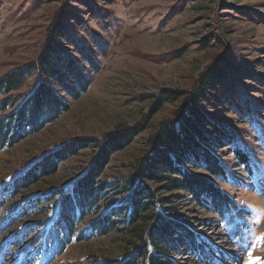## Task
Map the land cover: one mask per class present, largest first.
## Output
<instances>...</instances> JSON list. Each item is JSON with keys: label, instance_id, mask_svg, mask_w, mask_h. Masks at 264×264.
<instances>
[{"label": "rangeland", "instance_id": "1", "mask_svg": "<svg viewBox=\"0 0 264 264\" xmlns=\"http://www.w3.org/2000/svg\"><path fill=\"white\" fill-rule=\"evenodd\" d=\"M62 3L68 8L66 24L84 35L91 30L101 41L103 52L85 35L101 70L80 98L65 96L70 108L56 120L0 150V264H102L126 255L129 245L121 232L93 236L89 229L64 250L53 251L43 228L55 201L46 199L28 211L23 208L30 196L69 183L94 150L69 158L28 193L12 194L7 186L63 142L135 124L148 112L150 96L162 88L191 87L212 56L222 51L219 37L225 39V53L237 65L242 92L226 94L218 87L205 106L209 118L230 127L227 135L234 133L249 155L246 166L236 158L233 142H218L227 179L216 182L243 212L221 218L188 194L174 199L178 208L173 217L190 226L200 244L193 248L179 244L171 256L174 264H264V212L254 210L264 206V0H0V77L36 58ZM34 80L31 76L12 94V104L0 110V117L12 111L14 99L26 94ZM178 105L166 102L152 125L171 117ZM150 130L112 157L106 177L128 171L145 151ZM193 170L207 175L197 166ZM176 193L183 194L172 192Z\"/></svg>", "mask_w": 264, "mask_h": 264}, {"label": "trees", "instance_id": "2", "mask_svg": "<svg viewBox=\"0 0 264 264\" xmlns=\"http://www.w3.org/2000/svg\"><path fill=\"white\" fill-rule=\"evenodd\" d=\"M67 14V5L62 3L47 27L36 58L0 77L1 111L12 104L14 92L31 76L35 79L26 94L14 99L12 111L0 117V150L56 120L70 108L65 96L80 98L101 70L85 35L103 52L101 41L91 30L84 35L72 29L65 22ZM216 29L220 34L221 27L217 25ZM219 40L222 51L212 56L191 87L162 88L150 96L153 99L148 112L135 124H120L102 136L63 142L27 166L7 186L12 194L28 193L56 174L69 158L83 150H94L91 160L69 183L30 196L23 207L28 211L46 199L55 201L48 226L43 228L51 237L53 251L64 250L74 239L83 238L86 229L93 236L119 231L129 251L122 258L105 259L102 264H174L171 251L179 244L189 248L200 244L198 234L173 217L178 208L174 199L188 194L221 218L234 212L242 214L243 208L216 182L227 179L218 142H233L236 158L246 166L250 165L249 155L236 142L234 133L227 135L226 128L230 127L209 118L205 106L218 87L226 94L242 92L237 65L225 53V39ZM169 101L179 102L172 116L152 125L154 115ZM149 127L145 151L128 171L113 179L106 177L112 157ZM194 166L207 175L193 170ZM173 191L183 194L173 195Z\"/></svg>", "mask_w": 264, "mask_h": 264}, {"label": "clouds", "instance_id": "3", "mask_svg": "<svg viewBox=\"0 0 264 264\" xmlns=\"http://www.w3.org/2000/svg\"><path fill=\"white\" fill-rule=\"evenodd\" d=\"M254 210L258 212H264V206H254ZM259 222V221H257ZM264 226V225H262Z\"/></svg>", "mask_w": 264, "mask_h": 264}, {"label": "snow or ice", "instance_id": "4", "mask_svg": "<svg viewBox=\"0 0 264 264\" xmlns=\"http://www.w3.org/2000/svg\"><path fill=\"white\" fill-rule=\"evenodd\" d=\"M249 255H251V254H249ZM249 264H251V261L249 262Z\"/></svg>", "mask_w": 264, "mask_h": 264}]
</instances>
